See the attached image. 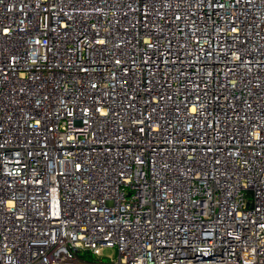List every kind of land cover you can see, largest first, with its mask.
Listing matches in <instances>:
<instances>
[{
  "label": "built area",
  "instance_id": "built-area-1",
  "mask_svg": "<svg viewBox=\"0 0 264 264\" xmlns=\"http://www.w3.org/2000/svg\"><path fill=\"white\" fill-rule=\"evenodd\" d=\"M0 264H264V0H0Z\"/></svg>",
  "mask_w": 264,
  "mask_h": 264
},
{
  "label": "rangeland",
  "instance_id": "rangeland-1",
  "mask_svg": "<svg viewBox=\"0 0 264 264\" xmlns=\"http://www.w3.org/2000/svg\"><path fill=\"white\" fill-rule=\"evenodd\" d=\"M83 258L87 261H94L97 259L96 257L89 255V254H84ZM116 258V252L113 248H103L101 250V258L100 260L102 262H110L111 260H114Z\"/></svg>",
  "mask_w": 264,
  "mask_h": 264
}]
</instances>
